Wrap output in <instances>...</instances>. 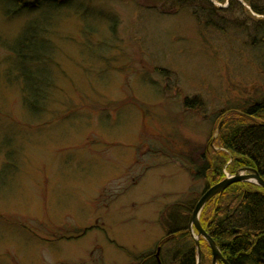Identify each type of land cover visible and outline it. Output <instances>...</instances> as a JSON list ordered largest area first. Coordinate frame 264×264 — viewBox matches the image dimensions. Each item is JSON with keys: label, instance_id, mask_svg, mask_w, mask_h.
Wrapping results in <instances>:
<instances>
[{"label": "rangeland", "instance_id": "374dc122", "mask_svg": "<svg viewBox=\"0 0 264 264\" xmlns=\"http://www.w3.org/2000/svg\"><path fill=\"white\" fill-rule=\"evenodd\" d=\"M208 1L232 4L215 17L224 30L174 0H67L40 15L0 0V264H137L165 209L198 201L188 154L213 146L220 110L264 96L251 29L263 17L249 7L264 0ZM35 18L53 63L34 113L11 50Z\"/></svg>", "mask_w": 264, "mask_h": 264}, {"label": "trees", "instance_id": "16d2710c", "mask_svg": "<svg viewBox=\"0 0 264 264\" xmlns=\"http://www.w3.org/2000/svg\"><path fill=\"white\" fill-rule=\"evenodd\" d=\"M7 1L14 7L12 11H7L10 15L35 13L43 9L38 13L40 15L45 10L59 11L70 7L67 0ZM174 1L178 7L190 9L193 16L204 19L220 31L224 30V23L215 22L216 18L221 20L218 13L233 10L231 4L218 11L208 0ZM216 1L225 3V0ZM249 7L263 17L255 21L251 29L253 34L262 36L260 41L264 45V9L251 4ZM37 18L27 23L11 50L19 65L15 71L24 91L25 105L34 113L42 109L40 104L46 93L43 87L49 84L47 64L53 63L52 49L44 39L50 28L40 27ZM218 119L221 126L216 131L213 146L208 144L200 151L188 154L192 179L205 182L203 192L225 179L224 170L234 175L237 171L251 169L264 180V96L246 107L220 110ZM195 203L182 205L178 202L165 209L161 220L164 236L156 246L160 249L158 260L154 254L148 253L133 256V261L137 264H212L211 251L201 237L198 238L200 262L197 263L195 241L189 229ZM199 223L227 264H264L262 188L250 183L230 185L203 207ZM193 232L197 234L195 230Z\"/></svg>", "mask_w": 264, "mask_h": 264}, {"label": "water", "instance_id": "95a60500", "mask_svg": "<svg viewBox=\"0 0 264 264\" xmlns=\"http://www.w3.org/2000/svg\"><path fill=\"white\" fill-rule=\"evenodd\" d=\"M245 172H248L245 174ZM235 183H250L253 184L259 188H262L264 190V180H262L259 175L251 169H245L241 170L237 173H235L234 176L224 179L223 181L219 182L218 184H215L211 187H209L205 192L201 195V197L196 202L193 211L190 215L189 219V226L190 228L193 227L194 230L197 232V237L195 238V247L197 250V262H200V248L198 245V238L202 237L212 255V264H217L218 262L227 264L225 260L222 258L218 248L212 241V239L205 233V231L201 228L199 223V215L202 211L203 207L216 195L222 193L226 188H228L230 185Z\"/></svg>", "mask_w": 264, "mask_h": 264}, {"label": "flooded vegetation", "instance_id": "af4514ba", "mask_svg": "<svg viewBox=\"0 0 264 264\" xmlns=\"http://www.w3.org/2000/svg\"><path fill=\"white\" fill-rule=\"evenodd\" d=\"M159 251H160V249H158V248L155 249V252H154V258H155L156 260H158Z\"/></svg>", "mask_w": 264, "mask_h": 264}]
</instances>
